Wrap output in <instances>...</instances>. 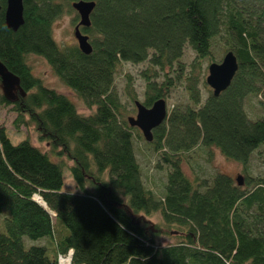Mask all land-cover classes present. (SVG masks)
Returning a JSON list of instances; mask_svg holds the SVG:
<instances>
[{"label":"trees","instance_id":"obj_1","mask_svg":"<svg viewBox=\"0 0 264 264\" xmlns=\"http://www.w3.org/2000/svg\"><path fill=\"white\" fill-rule=\"evenodd\" d=\"M74 1L23 0L24 23L13 30L6 24L7 0H0V59L19 78L9 99L0 77V106L15 113L17 129L35 124L48 144L42 149L29 138L14 144L0 124V264H60L70 250L72 264H264V175H252L248 165L264 145V117L251 118L245 106L251 95L264 101V0H94L91 24L82 27L90 54L78 43L58 44L53 35L54 22L75 11ZM219 35L239 67L216 96L202 60L217 62ZM188 44L197 56L189 71L181 60ZM30 54L43 57L93 110L82 113L46 85ZM145 61L154 72L145 74L141 102L150 107L179 83L188 97L148 141L156 167L166 170L158 189L146 185L153 178L144 179L136 143L145 138L130 125L131 110L115 86L124 62ZM124 92L135 104L129 75ZM200 146L242 164L243 184L220 171L190 177L183 165ZM65 168L75 193L63 190ZM154 214L161 220L143 218ZM162 235L176 241L159 243ZM25 236L45 244L27 247Z\"/></svg>","mask_w":264,"mask_h":264},{"label":"rangeland","instance_id":"obj_2","mask_svg":"<svg viewBox=\"0 0 264 264\" xmlns=\"http://www.w3.org/2000/svg\"><path fill=\"white\" fill-rule=\"evenodd\" d=\"M77 15L79 14L76 10L70 13L66 12L54 22L53 35L58 44L66 46L78 43L74 34L75 26L80 19V17L79 19H75ZM228 44L229 42L224 35H219L214 39L213 56L215 61L221 62L225 55V49L226 47H228ZM196 59L197 56L194 49L188 44L184 49V53L181 59L188 71L191 70V66ZM210 61L211 60L209 58H205L204 60H202L204 80H206V77L209 74L208 68L210 65ZM28 62L32 66L35 75L40 77L49 87L55 88L59 92L65 93L77 104L79 110L82 113H90L93 110L91 108L89 109L84 104V102L75 94V92L67 87L54 74L51 66L43 57L35 54H30L28 56ZM150 67L151 64L149 63V61H145L142 63L124 62V64L120 67V70L116 74V89L121 95L122 101L129 106L131 110L130 115L132 116L136 115L137 108L135 104H133V101H131V99H129L124 92V88L127 82V76L129 75L133 78V89L137 94V99L143 101L147 82L146 77H148L145 76V74L148 73L151 76L154 72V69L149 70ZM158 70L160 71L159 68ZM159 73L160 76L157 78V80L162 81L163 74L161 72ZM174 75L176 74L174 73ZM16 88L17 87L13 88V94H15ZM202 94L204 99L208 95V90L204 88V86H202ZM165 100L168 104V112L175 105L186 104L188 102V97L183 85L179 83L178 87H176ZM245 106L251 118L256 119L258 117H264V101H261L260 97H256L254 95L248 96ZM14 117L15 113L11 111L10 107L0 106V124H3L6 127L14 144L19 143L24 138H29L35 145L41 147L42 149L48 148V144L39 139V132L35 124H29L26 126L22 125L19 129H17L13 123ZM136 143L138 160L143 168L144 179L146 180V177L148 175L153 178L152 185L148 179L145 181L146 185H154L153 187L157 189L162 188V185L166 180V170L156 167V155L146 139H137ZM64 161L67 162L68 165L71 163L66 158H64ZM248 165L249 172L252 175H264V145L254 152ZM183 167L186 173L192 178H194L196 175L202 178H211L216 172L220 171L232 175L234 179H237V177L240 176L242 181L244 182L245 173L243 171L242 164L228 159L216 147H197L191 153L189 160L184 162ZM63 190L73 193L79 190L69 168L64 169ZM2 216L3 215L0 214V220ZM143 218L150 221L151 223H156L157 221L161 220L159 214H154L152 216L144 215ZM0 225L1 229L5 230L3 219L2 221H0ZM174 241H176V237L173 235H162L158 238V242L164 244ZM24 242L27 247L34 244L43 245L45 244V238L32 240L25 236Z\"/></svg>","mask_w":264,"mask_h":264},{"label":"water","instance_id":"obj_3","mask_svg":"<svg viewBox=\"0 0 264 264\" xmlns=\"http://www.w3.org/2000/svg\"><path fill=\"white\" fill-rule=\"evenodd\" d=\"M95 5L96 2L94 0H77L73 2V7L80 17L75 26L74 34L80 49L86 54H90L93 51V47L89 41L88 34L82 31V27L90 26L91 14ZM1 7L0 2V9ZM5 17L7 26L13 30H17L24 23L23 0H7ZM238 67V58L233 50L227 51L221 62L210 63L206 81L216 96H219L230 86ZM0 77L5 95L9 99H13V88L19 86V78L7 68L1 59ZM135 104L137 113L135 116L128 117V121L131 126L138 127L142 131L144 138L151 142L153 140V130L160 126L168 116V104L163 98L156 100L150 107L140 100H136ZM237 181L240 185L243 184L240 176L237 177ZM41 204L46 207L44 201ZM47 210L50 211L49 209Z\"/></svg>","mask_w":264,"mask_h":264},{"label":"bare ground","instance_id":"obj_4","mask_svg":"<svg viewBox=\"0 0 264 264\" xmlns=\"http://www.w3.org/2000/svg\"><path fill=\"white\" fill-rule=\"evenodd\" d=\"M37 198L40 199L39 200L40 203H43V199L42 198H40V197H37ZM72 252H73V250H72ZM72 252H71V255L73 254ZM71 255L67 254L66 256H62L61 259H60L61 264H72Z\"/></svg>","mask_w":264,"mask_h":264},{"label":"built area","instance_id":"obj_5","mask_svg":"<svg viewBox=\"0 0 264 264\" xmlns=\"http://www.w3.org/2000/svg\"><path fill=\"white\" fill-rule=\"evenodd\" d=\"M71 252H72V250H70L68 254L71 255ZM62 256H63V255H60V256H59V263H60V264H61L60 259H61Z\"/></svg>","mask_w":264,"mask_h":264}]
</instances>
